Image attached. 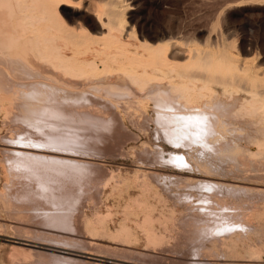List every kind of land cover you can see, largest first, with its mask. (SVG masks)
I'll return each instance as SVG.
<instances>
[{"label":"bare ground","instance_id":"bare-ground-1","mask_svg":"<svg viewBox=\"0 0 264 264\" xmlns=\"http://www.w3.org/2000/svg\"><path fill=\"white\" fill-rule=\"evenodd\" d=\"M118 2L0 0V171L3 172L0 180L4 182L0 190V219L7 217L10 222L9 225L0 222L1 229L13 230L15 236L12 237L19 238L18 243H22L23 235L33 237V240L40 237L47 240L48 236L50 239L53 237L54 242L81 243L80 249L84 251L76 250L78 253H94L92 248H96L101 238L124 247L136 246L140 239L128 220L136 210L137 213L140 210L144 218L141 221L134 218V226L138 223L142 227L145 250L160 249L166 253L176 252L177 256L187 250L186 255L191 253L194 259L202 261L215 254L213 258H216L220 252L218 246L222 245L228 253H225L226 259L228 256L242 262L239 264H255V258L259 259L264 254L262 182H259L261 187L254 189V195L258 194L254 199L246 197L248 191L251 192L249 188H246L249 190L245 195L242 194L245 197L211 194V199L185 205L188 211H184V216L176 215L174 205L173 209L166 208L170 210V216L163 215L162 208L163 212H158L161 214L155 217V206L145 199L147 191L153 192V166L152 163H140L134 174L141 192L136 196L128 195L133 204L127 202L119 224L114 229L108 227L114 213L103 200L105 189L110 182H115L111 195L115 189L118 190V184L127 186L128 183L127 176L117 175L113 170L104 176L99 154L118 138L124 141L123 136L129 135L124 127H128L124 125L127 119L145 133L148 121H153L158 138L182 146L184 151L201 144L217 152L230 153V158L239 154H244L245 158L246 153H252L250 148L255 146L257 151L252 155L264 158V71H248L246 63L241 64L225 48H219L223 44L213 50L202 48L205 44L201 47L192 39L193 35L191 38L188 35L187 38L175 37L171 30L162 29L161 33L150 35L142 30L138 33L137 27L144 28L141 17L131 19L126 25L121 24L122 12L115 8ZM135 2L131 0V3ZM149 28L153 31L151 26ZM121 141L117 142L118 145ZM117 143L112 146V151ZM149 145L144 143L143 152L140 149L138 152L143 155L151 149L147 155L144 153L146 157L152 151L154 157H163V148L155 150ZM109 149L108 152L111 151ZM252 155L251 160L254 159ZM188 156L179 152L174 159L189 162ZM190 156L192 160L196 159L194 163L199 168L209 167L207 160L208 163L199 160L197 155ZM97 168L101 169L104 177ZM206 168L207 171L211 169ZM154 192L160 199H157L159 203L163 199L159 192ZM102 205L105 212L100 209ZM85 207L90 208L91 213H87ZM223 212L228 215H222ZM156 221L163 230H157ZM41 227L74 233L72 236L84 235L85 239L42 231ZM226 229L229 236L218 239L220 241L213 237L211 248L203 243L206 236L210 239L216 232ZM29 239L24 241L33 242ZM27 241L24 244L34 246ZM57 244L53 246L63 250L54 249V252L73 254L69 252L73 250L71 246ZM83 245L88 248L85 250ZM33 249H29L31 254ZM109 250L106 253L112 252ZM129 250L122 252L127 254ZM51 254L50 257L40 255L34 258V264H39V257L43 258L40 264L80 262L72 260L74 257L62 258ZM26 255L29 257L30 254ZM140 255L157 257L148 252ZM15 259L23 264V258L19 260L18 256ZM193 261V264H216Z\"/></svg>","mask_w":264,"mask_h":264},{"label":"rangeland","instance_id":"rangeland-1","mask_svg":"<svg viewBox=\"0 0 264 264\" xmlns=\"http://www.w3.org/2000/svg\"><path fill=\"white\" fill-rule=\"evenodd\" d=\"M104 1H106V0H104ZM110 1H113V0H110ZM135 1H136L135 3H131V0H119L117 6L115 8L118 10V12H120V13L122 12L123 16L121 19V24L126 25V24L131 22V19L141 17L143 24H144V28L141 29V28L137 27L138 33H140V31L142 30L145 34L150 35L153 32L154 33H158V32L161 33L162 29L164 31H168V30L170 31L171 30L170 33H172V35H174L175 37L185 36L187 38L188 36H190V38H191L192 37L191 35H193L192 39L195 40V42L198 43L201 47L204 46V44H205V46L202 48H212L213 50H214V48H216V47L218 48L219 46H221L223 44L222 46H225V47L221 46L219 48H221V49L225 48L231 55H233L239 61H241L240 62L241 64L244 65L246 63L245 66L249 67L248 71H264V0H238V1L233 0L234 2H232V0H229L230 2L227 0L226 2L229 3L228 5H224V3H226V2H224L223 0L222 1L224 3L221 0H216V1L215 0H135ZM134 4L136 5V7H133ZM149 25L151 26L153 31H151V29L149 28L150 27ZM168 27H170V28H168ZM175 30L178 32H176ZM179 30L181 32H179ZM196 31H197V33H196ZM186 35H188V36H186ZM198 35H199V37H198ZM200 43H202V44H200ZM210 44L211 45L213 44L212 45L213 47L210 46ZM244 61H247V62H244ZM151 113H152V111L150 110V114ZM130 122L131 121L128 119L124 121V125H128V127L127 126H124V127H125V130H127L129 132V135L127 134L126 136H123V138L125 137L124 139L122 138V140H124V141H121V137L118 138V141L119 140L121 141L120 145H118V143H120V142H118V141L114 142V144L118 142L116 145L119 147L116 146L117 149L114 148L115 150L113 149L114 151H112L111 149H112V146L114 144L112 146L110 144L109 146H107L108 149L111 146V148L109 149V150H111L110 152L107 151L108 149L107 150L105 149L106 152L103 150V153L101 152L99 154V157L100 158L102 157L101 158L102 161H100V162L103 165L101 167V169L104 172V174H103L101 169L97 168V169H99L98 170V172H100L99 174L101 176H103V175L105 176V175H107V173H110L113 170V172L117 173V175L120 174L124 177L127 176L126 177L127 178L126 183H128L127 186H126V184L124 185L122 183L118 184V185H120V186H118V190L115 189L116 191H113V194H111V195H109V194L112 192V187L115 185L114 184L115 182H113V181L110 182V184H108V187L105 189L106 193L103 194V200L113 208L112 210L114 213L113 219H111L113 221L111 222V220H110L108 222V224H109L108 227L114 229V227L119 224L120 220L123 217V213H122L123 210L122 209L125 206V204H127V202L133 204V201H130L129 200L130 198L128 199V195L132 194L133 196H136V195L140 194L141 189L137 184V181H136L137 177L134 174L135 170L139 168L138 164L140 165V163L141 164L145 163V165H149L152 163L153 165L151 164V166H153V168L155 167L154 169L152 168V171H154L153 178L151 177V182L153 183L152 185L154 187V188L152 187V189H153V192L154 191L159 192L161 198L163 199L161 201L162 202L164 201V202L162 203L161 201H159V203H160L159 204L157 201L160 199L158 196L155 195L156 192H154V194H151V193H153L152 190H150L151 192L147 191V193L149 192L148 193L149 195L146 194V198H145L146 201H149L148 203H150V204L153 203L152 205L155 206V210L153 211V214L155 217H158L161 214V213L159 214L158 212H163V211H164L162 213L163 215L170 216V214H169L170 210H167V209H169V208L173 209L174 205L176 206V209H174L176 215L178 217H181V215L184 216V211L187 210L186 209L187 204H190L192 202H194L195 204H198V203L202 202L203 200L211 199V196L212 195L214 196L216 194H218V195L219 194H221V195L235 194L238 196H243L250 189L251 192L249 193V191H248V193L246 194V197H248V198L251 197L253 199L257 197V195H258L257 193L254 195V193H255L254 189L257 187H261L260 186L261 182L264 183V171H263L264 170V158H261L262 156L258 157L259 155H256L257 156V158H256L252 155V153H254V151L257 149L255 146H252L250 148L252 153L251 154L246 153L247 156L245 155L246 156L245 158L243 157L244 154H241V156L239 154L240 159H239V156H237V157L233 156V158H230V157H232V155L230 153H228V155H227V152L223 153L224 151L223 152H221V151L217 152L216 150L208 149L201 144L196 145L195 149H191L192 151L190 150V148H188L187 150L184 151L182 146H175L171 141H168L162 137L158 138L155 134V123L153 124L152 123L153 121H148L149 123L147 122L149 125H148V128L146 127V129H145V131H147L146 133L142 132L141 131L142 129L140 130L141 131L140 132L138 130V128L132 122L131 123ZM150 124H152V125H150ZM149 127H150V129H149ZM130 130H131V133H130ZM132 136H133V138H132ZM93 139L96 140L95 138H93ZM144 143H147V145L150 144L149 146L155 150L163 148L165 150L164 154H162L163 157L159 156L160 157L159 158L156 155H155L156 157H154V155H153L154 153H152L153 151L151 152V154L149 153V156L146 157L145 155H147L148 152L151 151V149L147 153L144 152L145 155H144V153H143V155H142V153H139L140 151L143 150L142 145H144ZM79 146H77V147H79ZM133 147H135V148L137 147V149H135ZM118 148H121V149H118ZM198 148H199V150H198ZM82 149H85V148L82 147ZM133 149H134V151H132ZM139 149H140V151H139ZM188 151H189V154H188ZM104 152L106 155L104 154ZM132 152H134V153H132ZM171 152L173 153L172 155H170ZM179 152L181 154H186L187 156L189 155L188 161L189 160L190 161L189 162H186V161H183V162L180 161L179 162V161L175 160L174 158L177 154H179ZM191 152H195V154H193ZM222 153H223V155H221ZM140 155H142V156H140ZM190 155H194V156L197 155V158L199 157L198 158L199 160L202 159L201 161H205V162L208 161L209 163L208 162L207 163L209 164V167H207V168L201 167L204 169L199 168V166L196 165V162L194 163V161L196 159L193 158V160H192ZM251 155H252V158H254L252 160H251ZM141 157L146 158V160L142 159ZM149 157L151 159H155V161L152 160L153 161L152 162ZM234 157L236 159H234ZM147 158L149 159V161L147 160ZM139 159H142V160H139ZM170 159H171V162H169ZM249 159H250V161H249ZM255 159H256V161H255ZM257 159L259 161H261L263 164H261V162H258ZM143 160H145L146 162L145 161L141 162ZM191 161H193V163ZM245 163H247V164L245 165ZM256 163L259 166H257ZM248 164H250V165H248ZM205 168L208 170L210 168L211 169H210V171H207V170H205ZM260 168L261 169L263 168V169L259 171ZM156 174H157V176H156ZM0 177L1 178L3 177L2 171H0ZM152 179H153V181H152ZM154 180L156 182H154ZM3 183L4 182L1 179L0 180V190L3 187ZM210 183H213V185ZM121 184L126 186V187L121 186ZM228 185L230 186V188L231 187L232 188L231 189L227 188ZM231 185H233V186H231ZM236 185H237V189H235ZM137 186L139 187L138 191H137ZM238 186H239V188H238ZM223 187H225V188H223ZM240 187H242L241 190H240ZM126 188H127V190L124 191V189H126ZM246 188H249V189H247V191H246ZM251 188H253V189L251 190ZM225 189L227 192L225 191ZM122 190H123V192H122ZM120 191H121V193H119ZM191 192L194 194H192ZM107 195H109V196L106 197ZM149 197H150V200L147 199ZM243 197H245V196H243ZM151 198H153L154 200ZM186 200H188V201H186ZM185 205H186V207H185ZM162 208H164L163 211L161 210ZM100 209H102L104 212L106 210L104 205H102L100 207ZM85 210L87 213H89V212L91 213L90 208L87 207V209H86V207H85ZM134 210H136V209H134ZM195 210L198 211L197 208H195ZM136 211L134 212L135 216L133 214L131 215L130 219L128 220V224L132 227L133 231H135V233L139 237V239H140L139 243L136 246L124 247L120 244L112 243V242L108 241V239H106V238H101L100 240L97 241L98 245L96 246V248H94L95 246L93 248L91 247L94 250L93 252L96 253L97 255L94 253H86V252L80 253V251L78 253V251H76V250H83V249H80L82 247V245L80 246L81 243L69 242L70 244H68V241L64 242L63 240L62 241L56 240L54 242V238L52 237L51 238L52 240H51L50 237H48V236L46 237L47 240H45L44 237H40L38 239L34 238V240H33V237L31 238V237L23 235L21 238H24V239L30 238L29 240H33V242H28L27 240L24 241V239H21L20 241L23 244L18 243L17 240L19 238L12 237V235L15 236V234L13 233V230L11 231V229L8 228V231H7V228L5 229V227H4L1 229V227H0V229H1L0 230V264H21V262H20L21 258L24 259V260L22 259L23 264H32V263L34 264V262H33V260H35L34 258L40 256L42 254L41 252H43L44 254H42L40 257H42L44 255V258L48 257L49 254H51V253H52L51 254L52 256L58 255L62 258L64 256L66 258L68 257L70 259H72V257H74L72 260L78 259V261H80V262H78V264H93V263L94 264H119V263L120 264L121 263L122 264H175L176 262H177L176 264H193L195 262L193 260H196V262L211 261V262H214L216 264H239V263H242L238 260H233L228 256L226 259L225 257L228 253H226V249H224V247L222 245L218 246L220 248V249H218V251L220 250V252L217 253L218 256L216 258H213V256L216 255L215 254L212 257H208L209 259H202V261H201V259L200 260L194 259L193 255L191 253L188 254L189 257L192 255V257L189 258L188 255H186L187 250H184L183 253H181L182 252L181 251L180 252L181 254L179 253L181 255V257H180V255L177 256L176 252L174 253V252L168 251V253H169L168 254V253H166L167 251H164V250L162 251L160 249H159V251H152V250H147V249L145 250V249H143L144 235H142V234H144V232L142 230V227L141 226L139 227L138 223H137V225L134 226V224H136L135 219L140 218V221L143 220L142 218H144V217H142V216H144V214H142L140 210H138V213ZM180 212H182V213H180ZM186 213H185V215H186ZM225 213L226 212H223L222 215L227 216L228 214H225ZM132 221H134V222L132 223ZM0 222L1 223L4 222L7 225H9V223H10L8 221L7 217H5V219L1 218ZM159 224L160 223H158V221H156L155 227L157 228V230H163L162 226L160 227L161 224L160 225ZM40 230L52 231L51 233L55 232L54 234L59 233L60 235H64V236L67 235V237L69 236V237H75V238H79V239H85V237H83L84 235L72 236V235H74V233L73 234L70 233L71 234L70 235L69 233H62L61 231L58 232V230H56V231L49 230V229L46 230L42 227ZM221 232H216V234H213V236H211L210 239L208 238V236H206V237L204 236L206 240L204 239L205 241H203V243L205 242L204 244L211 248L213 246V244H212L213 241H211V240L216 239L217 241H220L222 238H227L229 236V230L228 229L222 230ZM218 233H219V235H218ZM213 237H214V239H213ZM218 239H220V240H218ZM48 240H49V242L47 243ZM26 241H27V243H31L34 246L31 247L29 245L24 244V243H26ZM36 241L37 242L39 241V242L37 243ZM45 242L47 243V246H46ZM56 242L60 246H66L68 248L71 246L70 248H72L73 250H69V252H72L73 254H67V253H62V252H57V251L54 252V249L63 250L61 248L54 247L57 244ZM61 243H63V244H61ZM64 243H66L68 245H66V244L64 245ZM101 245H103V246H101ZM99 246H101L102 248ZM109 246L111 248H109ZM83 247L85 250H86V248H88L87 245L86 246L83 245ZM103 247H104V249L107 248V250L111 249L109 251L114 252V254H112V252L106 253L107 250L105 249L106 250V252H105ZM116 247L117 248L119 247L118 249H121V250L117 251L118 249L116 250L115 249ZM121 247L123 248V250L125 249L126 251H128L130 249L129 250L130 252H127V254L125 251L122 252L123 250ZM16 249H18V250L20 249L19 250L20 252L18 250L16 251ZM29 249H33L32 254L29 252L30 251ZM96 249H99V250L96 251ZM112 249H114V250H112ZM35 250L38 251L39 255ZM101 250H103L104 252ZM132 250H134V251H132ZM87 251L92 252V251H89V249ZM149 251H151V252H149ZM221 251H223V252H221ZM121 252H122V254H121ZM138 252H140V254L148 252L150 254L157 255V257H159V258L157 259V257L150 256V255L141 256ZM16 253H18V254L21 253L20 255H18L20 261H18V259H15L16 257H18L16 255H14ZM74 253L79 254V255H75ZM129 253L133 254L132 257H131V254H129ZM172 253L175 255H171ZM225 253H226V255H225ZM26 254H30L31 256L28 255L30 258L26 257L27 256ZM113 255H115V256L113 257ZM119 255H121L122 257ZM182 255H184L186 257L184 258V256L182 257ZM107 256H110V257H107ZM116 256H118L119 258H117ZM40 257L38 259L39 262L36 259V262H38L39 264L43 262V261L40 262L43 259V258L41 259ZM91 257H96V259L91 258ZM128 257H130V258H128ZM133 257H135V258H133ZM160 257H162V258H160ZM121 258H122V260H120ZM171 258H172V260H171ZM219 258H221V259H219ZM29 259L32 260V263ZM81 259L82 260L84 259L83 261L84 262L86 261V262L84 263ZM123 259L124 260L130 259L133 262L132 261L130 262L128 260L123 261ZM255 259L257 260V261H255V264H264V254H262V256L259 259H258V257H256ZM28 260L30 261V263L28 262ZM50 260L53 261V259H50ZM182 260H183V262H182ZM24 261H25V263H24ZM81 261H82V263H81ZM87 261H89V262H87Z\"/></svg>","mask_w":264,"mask_h":264}]
</instances>
